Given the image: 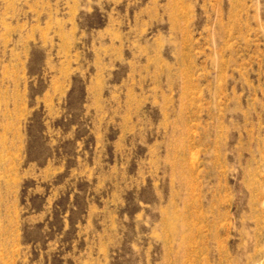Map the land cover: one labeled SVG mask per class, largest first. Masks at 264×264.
Returning <instances> with one entry per match:
<instances>
[{
	"label": "rangeland",
	"instance_id": "obj_1",
	"mask_svg": "<svg viewBox=\"0 0 264 264\" xmlns=\"http://www.w3.org/2000/svg\"><path fill=\"white\" fill-rule=\"evenodd\" d=\"M0 264H264V0H0Z\"/></svg>",
	"mask_w": 264,
	"mask_h": 264
}]
</instances>
